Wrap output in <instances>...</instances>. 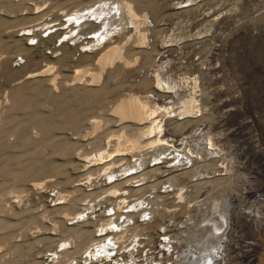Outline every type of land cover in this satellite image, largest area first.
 Instances as JSON below:
<instances>
[{
    "label": "rangeland",
    "instance_id": "374dc122",
    "mask_svg": "<svg viewBox=\"0 0 264 264\" xmlns=\"http://www.w3.org/2000/svg\"><path fill=\"white\" fill-rule=\"evenodd\" d=\"M124 1L150 29L121 18L119 0H0V264H171L181 251L197 252L200 238L168 252L165 234L181 237L192 219L203 235L214 216L221 234L211 246L221 253L234 234L226 264H246L241 244L261 240L247 216L264 214V126L254 119L264 123V0ZM101 7L108 24L106 15L90 16ZM78 10L89 15L76 22ZM149 42L151 59L167 55L143 69L136 52ZM105 43L116 46L107 60ZM147 90L170 98L168 114L158 109L153 118L171 114L169 125H179L184 167L167 168L179 154L161 144L125 150L150 123L117 107L142 101L149 110L156 101L140 97ZM192 96L193 110L184 111ZM116 185L124 195L110 193ZM208 193L221 196L218 205ZM143 201L146 215L137 212ZM103 239L117 243L116 256L94 259L93 247L90 259Z\"/></svg>",
    "mask_w": 264,
    "mask_h": 264
},
{
    "label": "bare ground",
    "instance_id": "6f19581e",
    "mask_svg": "<svg viewBox=\"0 0 264 264\" xmlns=\"http://www.w3.org/2000/svg\"><path fill=\"white\" fill-rule=\"evenodd\" d=\"M120 2L119 3H117L116 4V10L119 12V15L121 16V18H122V15L125 13V14H127L128 15V19H129V21H127L128 23H130L134 28H137L138 29V27L143 23V22H145L146 23V27H145V29H150V26H151V24H150V22L149 21H144V19L145 18H139L137 15H136V13H135V11H134V8H133V5H130V3L129 2H127V1H124V0H119ZM100 2V1H99ZM101 3V2H100ZM153 3V2H152ZM153 6V5H152ZM91 7V6H90ZM151 7V6H150ZM156 7V6H155ZM88 8L89 7H85L83 10H88ZM91 9V8H90ZM81 10V9H80ZM80 10H78L77 12H75V13H72L71 15H73L74 17L72 18L73 20L75 19L76 20V22H78L79 20H81V19H83V17L84 16H86V15H89V13L88 14H86V12H80ZM152 12V11H151ZM156 12V11H155ZM90 16L92 15V16H98V17H102L101 15H106V16H104L105 18L103 19V22H102V25H103V23L104 24H108V23H110V21L108 20V19H106L108 16H107V10L106 9H103L102 7L100 8V10H93V11H90ZM113 16V15H112ZM111 16V17H112ZM85 18V17H84ZM118 18H119V16H118ZM113 19V18H112ZM109 21V22H108ZM214 21H215V19H214ZM114 22H116V21H114ZM238 22V21H237ZM120 23V22H119ZM116 24V23H115ZM125 24V23H124ZM101 25V26H102ZM78 26V25H77ZM80 26V25H79ZM106 26V25H105ZM110 26H107V28H106V30H102V31H100V33H98V34H100L99 36L100 37H98V39L97 40H100V38H105V37H107L108 36V34L110 33V31H111V29L109 28ZM147 27H149V28H147ZM253 36V35H252ZM256 36V35H255ZM97 40H95V41H97ZM238 41V40H237ZM98 42V41H97ZM225 42V41H224ZM108 43H105L103 46H101V51H102V53H101V58H105L106 60L107 59H111L112 57H114L115 56V53H116V50H115V47L113 46V47H111L112 49H108L107 47H108V45H107ZM223 45V44H222ZM222 47V46H221ZM221 47L219 48L218 47V45H215V47L213 48V51H211L210 52V56L211 57H213L216 53H215V50H219V49H221ZM229 49H231V45L229 46ZM142 51V52H141ZM141 51H139V52H136V54L137 53H139L141 56H142V58H143V60H142V62H141V68H143V69H146L148 66H149V64L155 59V60H157V61H161V59H163L167 54H166V50H164V51H162V52H159L158 54H157V57L156 58H153V59H151V56H152V52H153V44L152 43H148L147 44V46H145V48L144 49H141ZM231 53V52H230ZM161 64H162V62H161ZM209 64V63H208ZM160 70H159V74H162L163 72H162V70H163V66H161L160 65ZM208 69L210 70V71H213V69H214V67H213V65H208ZM203 70V69H202ZM144 71V70H143ZM137 72H141L140 71V68H138L137 69ZM143 73V72H142ZM216 76V75H215ZM155 77H157V75L155 76ZM193 79H195V77H192ZM191 78V79H192ZM161 79V77H157L156 78V80H157V83L158 84H161L162 83V79ZM192 79V80H193ZM197 81V80H196ZM195 81V82H196ZM150 83V82H149ZM252 92H250V90H248V93H247V96H248V98H250V100L251 99H253V97H252ZM237 95V94H236ZM170 96V95H169ZM261 97V93H258V97ZM140 97H142V98H146V99H151V100H155L156 102L154 103V105H152L153 107L152 108H150L149 110H145V104L144 103H142V101H139V102H137V104H138V106H136L137 104L134 102V104H136V105H134V107L135 108H130V109H128L127 108V106H125L124 104L122 105V103L121 104H119L118 105V107L117 108H119V112H121L122 114H125V113H128L129 115H134V117L135 118H137V117H139V116H141V115H143L142 117H146V118H149V125H147L146 127H142V128H139V131H137L136 132V134H134V135H131L130 137H129V145L125 148V150H129L130 152H131V150H135L136 148H141V147H144V146H148V145H152V144H161V145H163L164 147V149H167V148H169V147H171V150H172V152H174V151H177L176 152V154H179L180 153V151H183L184 150V144H185V141H184V138L183 137H177L176 136V134H174V132H175V128L176 127H178L179 125H177L176 127H174L173 125H172V127L170 126L172 123H170L169 121L171 120L170 118H171V114H169L168 116L167 115H164V117L162 118V119H156V118H153L154 117V114H155V111L156 110H158V109H160V110H165L164 112H167V114H168V112H169V109H170V107H169V103H171V101H170V98L168 97V95L167 94H160V93H156V92H154V91H152V90H147V91H144L143 92V95L142 96H140ZM263 98H264V96H262ZM129 98H131V96L129 97ZM134 97H132V99H133ZM137 98V97H136ZM136 98H134V99H136ZM241 98V97H240ZM137 100V99H136ZM128 101V100H127ZM130 102L131 101H129V104H130ZM132 103V102H131ZM129 104H127L128 106H129ZM131 105H133V104H131ZM171 106V105H170ZM194 106V98H193V96L192 97H190V98H188V99H185V101H184V111L185 110H188V112H191V110H193L192 108H194L193 107ZM246 106V105H245ZM128 110H127V109ZM174 110V109H173ZM190 110V111H189ZM226 114V113H225ZM255 114V113H254ZM228 115V114H227ZM132 117V116H131ZM141 117V118H142ZM254 119L256 120V121H258L261 125L263 124V126H264V123L262 122V120H260V118L258 117V116H254ZM247 121V120H246ZM172 122H174V121H172ZM185 122V121H184ZM184 122H181V123H184ZM247 122H249V123H251V120H249L248 119V121ZM246 122V123H247ZM168 123V125H169V123H170V127L169 126H167V127H164V125L165 124H167ZM186 123V122H185ZM242 123H244V122H242ZM177 124V123H176ZM179 124V123H178ZM175 125V124H174ZM181 126H183V125H181ZM179 128V127H178ZM176 131H177V129H176ZM179 135V134H178ZM187 138V137H186ZM185 140H187V139H185ZM187 143V142H186ZM249 143V147L250 148H255V147H257V146H259V145H255V144H253V142L252 141H250V142H248ZM155 144V145H156ZM264 144V143H263ZM160 145V146H161ZM189 145V144H188ZM191 145V144H190ZM162 148V147H161ZM188 148H190V147H188ZM264 150V149H263ZM263 150H261V147H259V150H258V152H260L261 153V151H263ZM185 151H187V150H185ZM164 152H165V154L162 156V157H164V156H166V154H168V153H166L167 152V150H164ZM163 152V153H164ZM189 152V151H188ZM257 152V151H256ZM175 153V152H174ZM190 153H191V151H190ZM186 154V153H185ZM109 155V154H108ZM181 154H179V155H177L176 157H174L173 156V158H172V160H174L175 162L174 163H177L178 165H180V163H179V161H177V159H178V156H180ZM195 157V156H194ZM197 157V156H196ZM102 158H104V156H102V155H100V157H99V159L100 160H102ZM249 158V157H248ZM264 158V157H263ZM113 159V158H112ZM168 159V158H167ZM110 160V159H109ZM117 160H119V159H117ZM104 161H106V160H104ZM263 161H264V159H263ZM106 162H108V161H106ZM113 162H114V159H113V161H110V164L112 163L113 164ZM105 163V162H104ZM186 164V166H187V164H189V162H186L185 163ZM109 165V164H108ZM120 165V164H119ZM111 166V165H110ZM113 166H114V164H113ZM117 166V165H116ZM123 166H125V165H123ZM128 166V165H127ZM131 166V165H130ZM176 166V165H175ZM184 167L185 165H180V167ZM118 168L117 169H110V170H107V172H106V174H113V173H117L118 172V170L120 169L119 167L120 166H117ZM122 167V166H121ZM134 167H137V166H134ZM106 168H108V167H105V169ZM111 168V167H110ZM133 178V177H132ZM167 180H169L170 181V178L169 179H167ZM128 181V180H127ZM130 181V180H129ZM125 182V181H124ZM178 182V181H177ZM123 183V182H122ZM264 183V182H263ZM118 184H120V183H118ZM194 185V184H193ZM196 185V184H195ZM173 186V185H172ZM192 186V185H191ZM263 186V185H262ZM261 187V186H260ZM195 188V187H194ZM121 188L119 187V186H117L116 185V187H113L112 188V190H111V188H110V193H114V195H116V194H122V195H124V192L123 193H120L121 191ZM133 190V189H132ZM131 191V190H130ZM136 191H138V190H136ZM182 191V190H181ZM251 191H253V190H251ZM257 191V190H256ZM221 193V192H220ZM249 193V192H248ZM213 195H210V193H208V195H210L211 196V198H213L212 199V201L213 202H216V205H218V201H215V199H220L221 198V196H219V195H217V193H212ZM222 194V193H221ZM200 196V195H199ZM120 201H123V202H125V199H121L120 198ZM229 203V202H228ZM143 205H144V203H141L140 204V206H139V208L137 209V212L138 211H140L139 209L140 208H142L141 209V211L142 212H148V213H150V211L152 210L151 208H150V204H148V202H147V207L145 206V207H143ZM183 205V204H182ZM264 205V204H263ZM207 206V205H206ZM213 207V206H212ZM216 207V206H215ZM218 207V206H217ZM236 208V207H235ZM261 208V207H260ZM151 209V210H150ZM249 210V209H248ZM259 211V210H258ZM141 212V213H142ZM238 212V211H237ZM250 212V211H249ZM81 213V212H80ZM79 213V214H80ZM123 213H125V212H123ZM129 213V212H128ZM140 213V214H141ZM247 213V212H246ZM254 213V212H253ZM110 214V213H109ZM216 214V213H215ZM239 214V213H238ZM252 214V213H251ZM251 214H248V216H247V223H248V228H249V231H251V236L252 237H254V239H255V237H257L258 235H261V234H263L262 236H261V240L259 241V242H255V241H251V240H249V241H246L245 243H244V245H242L241 244V247H240V252L238 253V256H239V258H241L244 262H246V264H252V263H254L255 264V262H256V264H264V227H262V223H264V214H257V220H255V221H251ZM256 214V213H255ZM112 215H115V212H111V216ZM236 215V212L232 215L234 218L236 217L235 216ZM253 215V214H252ZM140 216V215H139ZM210 216H211V214H210ZM255 216V215H254ZM253 216V217H254ZM126 217V216H125ZM242 217V216H241ZM117 218H118V216H117ZM128 218V217H127ZM246 218V217H245ZM210 219V218H209ZM239 220V219H238ZM120 221H121V219H120ZM210 221V220H209ZM206 222V232H204L203 233V235H202V232L200 231V230H202L203 229V227L202 226H200V227H198V228H200V230H199V232H197V227L196 226H198V223H196V221L195 220H192V219H185V221H184V223H186L183 227H185L184 229H181V232L180 233H178V234H181V237H179L178 235H169V234H165V236L162 238V240H163V242L165 243V245H166V247L167 248H169L168 249V252H171L172 250H174L175 248H176V246H177V244L180 246L181 244H183V243H185L187 240H190V239H193V240H199V238H200V240L198 241V245H196L195 246V248H199V249H197L198 251L196 252L195 250H193V252L191 251V250H189V251H191V255L190 254H188V255H186L185 253V251L186 250H184V251H181L182 252V254L181 255H178V257L179 258H177V260H173L172 262H171V264H174V262H179V263H176V264H226V262H227V260H229L228 258H230V257H228V253L229 252H233L234 251V249H231V251H230V247H229V249L227 248L228 247V243H229V239L230 240H232L233 238H234V234H229V239H228V241H226L225 240V242H226V244H225V242H224V246H225V249H224V251H221V253H220V251H219V248H217V246L216 245H214V246H211V245H213V243H215L216 241H215V239H217V237H218V239H220V234H221V232H220V227H219V224L217 223V221H216V218H215V216H214V219L213 220H211L210 222ZM233 221H234V219H233ZM263 221V222H262ZM122 222V221H121ZM118 223H120V222H118ZM222 224V223H221ZM124 226V225H123ZM236 226V225H235ZM113 230H115L116 229V226H114L113 228H112ZM170 229V228H169ZM246 229V228H245ZM234 231V230H233ZM169 232V231H168ZM261 232V233H260ZM84 233V232H83ZM232 233V232H231ZM248 234V233H247ZM76 235V237H78L79 239H80V237H81V235H80V233H76L75 234ZM183 235V236H182ZM201 235H202V237H201ZM215 236V237H214ZM175 238L177 239V240H175ZM225 239V238H224ZM227 239V238H226ZM257 239V238H256ZM107 240H110V239H107ZM174 240H175V242H174ZM258 240V239H257ZM93 242H96V241H93ZM176 244V245H175ZM215 244H217V243H215ZM91 245V244H90ZM90 245H89V247H90ZM93 247H94V250H92L93 249ZM215 248V250H214V252H211V254H210V248ZM201 248H205L206 250L205 251H202V249ZM237 248V247H236ZM91 250L93 251V254L95 255V257H97L98 258V260H100V259H106L108 256H109V254L112 252V251H114L115 252V254H114V256H116V254H117V250H118V245H117V243L116 242H114V241H112L111 240V242H109V241H106V239H103V240H100V241H98V242H96L95 243V245H93L92 247H90V249L88 250V254H89V256H90V254H91ZM228 250V251H227ZM188 251V252H189ZM113 252V253H114ZM196 252V253H195ZM220 253V254H219ZM222 254H223V257H222ZM234 254V253H233ZM204 255V256H203ZM214 255V256H213ZM113 256V257H114ZM208 258V260H206ZM90 259H91V256H90ZM109 259H112L111 257H109ZM234 259V258H233ZM181 261V262H180ZM231 261V260H230ZM235 262V261H234ZM228 264V263H227Z\"/></svg>",
    "mask_w": 264,
    "mask_h": 264
},
{
    "label": "built area",
    "instance_id": "2783aa9c",
    "mask_svg": "<svg viewBox=\"0 0 264 264\" xmlns=\"http://www.w3.org/2000/svg\"><path fill=\"white\" fill-rule=\"evenodd\" d=\"M166 159V158H165ZM175 161L174 160H170V161H168L167 162V168H170L171 169V171L172 170H174L175 169V165H178L177 163H174ZM143 203H145V201H143ZM147 207L148 205H143V207ZM107 213V212H106ZM146 214H148V212H145V214L144 215H146ZM143 215V216H144ZM180 226V225H179ZM161 239V238H160ZM222 241H223V239L220 241L221 243H222ZM221 243H219V244H221ZM162 249H164L163 247H161L160 248V251H162ZM114 251H112L110 254H109V256L107 257L108 259H109V257H113L114 256V254H115V252L113 253ZM87 255V254H86ZM160 256H162V253H160ZM167 256V255H166ZM174 256V255H173ZM96 257H94V259H95ZM100 260H104V258L103 259H100Z\"/></svg>",
    "mask_w": 264,
    "mask_h": 264
},
{
    "label": "water",
    "instance_id": "95a60500",
    "mask_svg": "<svg viewBox=\"0 0 264 264\" xmlns=\"http://www.w3.org/2000/svg\"><path fill=\"white\" fill-rule=\"evenodd\" d=\"M224 224H225V219L223 220Z\"/></svg>",
    "mask_w": 264,
    "mask_h": 264
}]
</instances>
